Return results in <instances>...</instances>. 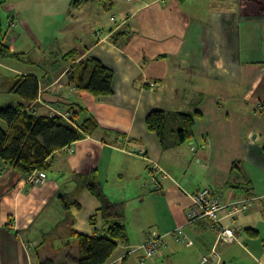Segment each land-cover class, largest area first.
<instances>
[{
	"label": "crops",
	"instance_id": "crops-1",
	"mask_svg": "<svg viewBox=\"0 0 264 264\" xmlns=\"http://www.w3.org/2000/svg\"><path fill=\"white\" fill-rule=\"evenodd\" d=\"M15 1L0 6L29 32ZM105 1L91 17L83 4L71 12L74 26L86 14L89 30L84 35L68 32L56 52L61 64L59 58L27 59L28 42L16 26L5 41L42 69H19L0 57V72L6 67L13 74L8 78L38 76V99L26 102L30 112L63 115L84 108L101 130L57 151L43 184H30L0 160V264H40L64 254L65 247L59 252L45 248L48 236L64 242L75 237L72 230L104 234L109 225L88 183L101 186L122 210L120 221L126 226V206L136 212L132 220L137 228L129 233V243L108 264H120L125 257L128 264L133 256L134 264H140L143 251L138 248L154 229L164 235L165 245L147 264H203L217 233L206 218L190 221V195L204 187L223 202L248 200L250 205L235 216L231 207L221 210V223L236 228L237 240L221 245L219 257L208 264H264V0ZM102 7L110 12L108 23L101 18ZM72 49L79 51V59L94 56L114 71L112 96L99 98L70 81L73 62L63 54ZM160 109L198 112L194 138L163 147L146 124L148 114ZM153 174L159 190L145 186ZM74 195L78 205L64 210L62 200ZM180 226L191 246L174 237Z\"/></svg>",
	"mask_w": 264,
	"mask_h": 264
},
{
	"label": "trees",
	"instance_id": "trees-1",
	"mask_svg": "<svg viewBox=\"0 0 264 264\" xmlns=\"http://www.w3.org/2000/svg\"><path fill=\"white\" fill-rule=\"evenodd\" d=\"M9 0H0V5ZM87 0H76V6ZM7 30L3 26L0 14V57L23 60L25 53L11 51L5 43ZM63 58L73 62L69 70V79L78 89L86 90L99 98L112 96L114 93V71L100 59L86 56L79 59V51L72 49ZM25 60V59H24ZM1 87L10 93L17 94L22 102L11 103L0 107V119L8 125L0 128V160L13 168L22 177L28 178L34 172H47L52 167L53 155L73 143L94 136L101 127L88 110L80 112L71 110L69 118L64 115L41 116L27 109V103L38 99L40 80L35 74H17L11 80L2 83ZM25 102V103H24ZM82 114V121L77 117ZM200 114L151 111L146 120L148 129L158 135L165 148L189 142L194 138V125ZM264 152V145L262 147ZM86 187L102 203L103 216L109 225L102 235H88L72 230L78 242L79 256L74 258L75 264H108L121 245L129 243L127 226L120 221L123 212L111 201L98 183H88ZM63 208L78 205L76 195L72 199H63ZM119 219V220H115ZM249 233L258 235L255 229H247ZM125 257L120 264H126ZM40 264H58L54 258H45Z\"/></svg>",
	"mask_w": 264,
	"mask_h": 264
},
{
	"label": "rangeland",
	"instance_id": "rangeland-1",
	"mask_svg": "<svg viewBox=\"0 0 264 264\" xmlns=\"http://www.w3.org/2000/svg\"><path fill=\"white\" fill-rule=\"evenodd\" d=\"M76 0H16L17 7L21 13V15L25 17L27 23L30 24L31 28L28 31L24 29V27H20L15 24V19L13 17H8V15L3 11L0 6V14L3 22L4 28L7 30L5 35V41H9L10 34L12 30L16 26V28L20 31V33H24V40L28 42V52L27 59H35V60H45V61H56V58L61 64L62 60L60 57H57L56 52L65 45V38L68 32L74 34H87L86 32L89 30L88 23L85 21L86 18L80 16L79 19H76L77 26H74V18L71 12L77 9L75 4ZM106 3L105 0H87L85 1L82 7L84 13H87V17H91L92 11L100 9L102 5ZM119 7V6H118ZM102 9V19L104 22L108 23L110 12L104 11ZM79 11V10H76ZM115 12V9L112 10V13ZM72 30V31H71ZM74 30V31H73ZM23 37H21V40ZM64 42V43H63ZM49 48V50H48ZM48 50V51H47ZM52 51V52H51ZM21 62L16 59H8V64L13 65V67L30 70L33 69L36 72H39L41 67H36V64ZM10 67V66H9ZM9 69V68H8ZM9 70L5 68H1L0 72V107L4 105L17 103L19 100V96L14 93H10L5 88L1 87L2 83L6 82L5 79L11 77L13 75ZM4 79V80H2ZM7 80H11L8 78ZM6 122L0 119V128L6 129ZM135 204L138 202V198L134 199ZM133 206H126L127 213L129 217L127 218V226H128V234L132 232L133 229H136L137 226L132 220V217L135 215V211L132 212ZM132 215V216H131ZM131 216V217H130ZM131 219V221H130ZM155 230V229H154ZM186 232V231H185ZM131 234V233H130ZM55 236V235H54ZM51 236L48 238H43L45 241V248L50 250L51 252L56 251L59 252L65 247V253L56 257V261L58 264H75L74 258L77 259L79 256L78 251V242L76 237L67 236L64 242L61 240H57V237L54 238ZM64 243V244H62ZM64 245V246H63ZM120 248V247H119ZM33 256L35 261H38V251H34ZM121 251V248L118 249V252ZM135 263V256L132 257L130 263ZM236 264H248L244 260H239L235 262Z\"/></svg>",
	"mask_w": 264,
	"mask_h": 264
},
{
	"label": "built area",
	"instance_id": "built-area-1",
	"mask_svg": "<svg viewBox=\"0 0 264 264\" xmlns=\"http://www.w3.org/2000/svg\"><path fill=\"white\" fill-rule=\"evenodd\" d=\"M65 118H69L70 113L63 114ZM157 170L154 169L153 173ZM47 178L46 172H34L29 175L28 182L32 185L43 184ZM145 186L148 190H159L161 184L153 174L149 184ZM190 221L206 218L210 221L212 228L217 233V241L210 254L205 255L202 259L203 264H208L212 258L219 257V247L225 244H231L237 240L236 228L231 225L221 223L220 212L225 207H231V215L235 216L238 212L249 209V201L223 202L220 200L209 187H204L200 191L190 195ZM177 241L191 246L193 241L189 238L185 230L180 226L173 232ZM165 245L164 235L156 230H149L146 235V240L138 249L143 253L139 258L140 264H147L149 260L157 258L163 251Z\"/></svg>",
	"mask_w": 264,
	"mask_h": 264
}]
</instances>
